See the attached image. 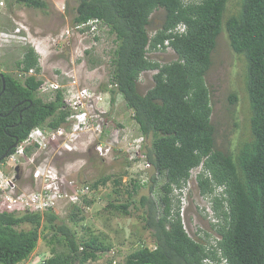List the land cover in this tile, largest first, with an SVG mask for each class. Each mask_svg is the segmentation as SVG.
Instances as JSON below:
<instances>
[{"label": "trees", "instance_id": "16d2710c", "mask_svg": "<svg viewBox=\"0 0 264 264\" xmlns=\"http://www.w3.org/2000/svg\"><path fill=\"white\" fill-rule=\"evenodd\" d=\"M16 1L34 8L47 6L44 0ZM76 1L74 24L97 18L115 35L109 84L102 87L110 94V104H114L117 94L121 95L140 133L150 138L145 152L152 169L150 194L141 196L140 205L144 228L150 232L154 247L140 245L121 264H202L204 248L185 233L178 212L171 213L169 196L171 184L186 178L201 161L214 181L226 186L230 220L218 228L224 255L230 264H264V0H235L236 10L226 18L230 0H202L197 4H184L182 0ZM159 8L164 10L163 21L149 36L150 16ZM181 22L186 24L185 33L174 34L169 43L176 59L165 64L149 59L147 51L156 49L157 43L171 36L169 29ZM223 28L231 50L245 61L250 106V138L235 154L215 148L210 89L205 81L211 53ZM15 67L22 78L0 71V91L2 80L5 84L0 94V157L12 152L11 146L33 127L55 128L65 122L68 114L61 91L45 100L38 94L40 77L24 75L30 68L36 73L41 70L39 55L32 46L22 47ZM146 70H156L153 86L140 94L137 81ZM229 100L233 103L237 96L233 93ZM158 177L164 182L155 198L152 190ZM107 178L91 184L97 186ZM146 181L132 179L130 191L135 193ZM115 182L119 184L120 180ZM198 188L206 192L209 181L199 177ZM126 193L125 203L109 201L107 208L129 214L132 193ZM215 207L217 212H223L221 201L216 200ZM83 211L72 206L69 220H82ZM24 224L30 227L19 228ZM44 230L53 231L49 244L57 242L65 250L55 252L52 248L40 264H87L111 249L94 236L78 240L72 227L52 210L0 211V264L27 260Z\"/></svg>", "mask_w": 264, "mask_h": 264}, {"label": "rangeland", "instance_id": "374dc122", "mask_svg": "<svg viewBox=\"0 0 264 264\" xmlns=\"http://www.w3.org/2000/svg\"><path fill=\"white\" fill-rule=\"evenodd\" d=\"M45 9L28 7L16 0H0V30L13 29L16 23H22L28 30L36 45L41 67L40 77L53 79L59 77L75 78L78 86H92L96 91H105L103 85L109 84L111 73L110 59L114 49L115 35L108 31V27L99 23L94 34L77 31L72 18L77 4L76 0H44ZM236 10L235 0L227 3L224 18ZM164 18V10L156 9L150 16L147 26L149 36L157 30ZM67 30L69 33L67 34ZM27 45V44H26ZM30 45V44H29ZM25 45H0V71L7 72L22 78L15 67V60L21 55ZM85 48H87L85 52ZM147 57L160 64L169 63L176 59L175 52L170 49L161 51H148ZM244 59L234 53L222 29L216 39V45L211 53V65L205 74V81L210 89L212 112L211 123L214 125L215 148L227 153L235 154L241 143L250 138L249 118L250 106L245 89V63ZM156 70L143 71L137 81V91L144 94L153 86V74ZM237 96L235 102H230L231 94ZM46 100V98H45ZM103 119L104 140L115 145L112 158L103 159L94 153L91 147L96 139L88 140V135L80 136L77 149L74 152H63L55 160V168L67 178L92 183L102 177H108L101 186V201L94 205L91 212H82V220L72 222L69 214L72 207L67 205L55 209L59 219L72 227L78 240L96 237L111 247L109 251L100 253L99 257L87 264H121L125 256L137 249L140 245L153 246L150 232L144 228L143 208L140 205L142 195L150 194L149 177L151 168H140L142 159L136 160L135 153L146 152L150 138H145L132 117L121 95L115 96L114 104L109 99L105 102ZM139 162V165H138ZM31 164V163H30ZM25 164L24 174L19 179V187L27 188L30 183L29 172L32 164ZM146 169V170H144ZM132 179H148L135 193H132L130 182ZM120 180L119 184L115 181ZM163 178L153 184L152 194L155 198L161 193ZM194 184L188 213H193V202L197 196V185ZM31 188L30 186L28 187ZM116 189L120 190L116 193ZM127 189V190H126ZM132 193V202L128 208L129 214H121L112 208H107L109 201L125 203L127 193ZM1 211V207H0ZM196 219L204 227H208L206 220ZM30 225L24 224L19 228L28 229ZM52 230L40 233L37 247L25 261L17 264H40L53 250H65L62 244L54 242L49 244L48 238ZM59 234V233H58ZM114 261V262H113Z\"/></svg>", "mask_w": 264, "mask_h": 264}, {"label": "built area", "instance_id": "2783aa9c", "mask_svg": "<svg viewBox=\"0 0 264 264\" xmlns=\"http://www.w3.org/2000/svg\"><path fill=\"white\" fill-rule=\"evenodd\" d=\"M201 1L182 0L184 4H197ZM99 23L97 18H93L75 24L74 29L90 32L95 37L94 33L97 32L96 27ZM186 28V24L181 22L169 29L168 33L171 36L162 43H157L153 51L172 49L169 43L173 35L185 33ZM68 33L69 30H67ZM2 43L25 46L30 44L36 50L33 37L22 23H16L13 29H1L0 45ZM84 50L86 51L87 48ZM20 74L22 75L21 72ZM35 74L38 77L41 76L34 68L24 72V75ZM40 79L39 96L51 100L57 91H61L63 108L68 110V114L65 122L55 128L33 127L22 140L15 143L12 152L0 161L1 211L43 213L69 205L79 207L84 210L83 212H91L94 205L101 201V186L65 177L55 168V160L63 152H74L80 136L83 135H88V140L96 139V142L88 143V145L92 144L90 148L97 156L103 159L112 158L115 145L104 140L106 124L103 119V114L106 112L105 102L107 98L110 102V94L107 90L96 91L97 89L92 86H78L75 78L69 79L57 75L53 79L42 77ZM134 157L136 160L142 159L140 168H151L144 153L137 151ZM30 163L32 164L28 174L30 183L26 189H21L19 179L22 177L21 171L24 174L22 167ZM199 177L206 178L210 183V189L204 193H201L198 188ZM146 180L142 179L141 182ZM191 180L197 185V196L192 199L194 212L189 217L188 207L191 202L189 198L194 187V184L191 186ZM225 190V184L214 181L203 161L192 167L186 178L171 184L169 193L172 202L171 213L178 212L185 233L204 248L202 264H230L219 245L221 235L218 232V228L230 220ZM216 200L221 201L223 211L221 213L216 210ZM198 216L206 220L207 228L196 219Z\"/></svg>", "mask_w": 264, "mask_h": 264}, {"label": "water", "instance_id": "95a60500", "mask_svg": "<svg viewBox=\"0 0 264 264\" xmlns=\"http://www.w3.org/2000/svg\"><path fill=\"white\" fill-rule=\"evenodd\" d=\"M0 76L3 79L2 73H0ZM4 88H5V84H4V81L2 80V89L0 91V94L3 92ZM14 146H15V143L11 146V148L14 147ZM7 153H8V151L6 153H4V155L2 157H0V161L7 155Z\"/></svg>", "mask_w": 264, "mask_h": 264}]
</instances>
